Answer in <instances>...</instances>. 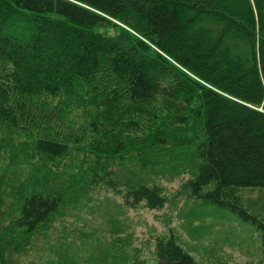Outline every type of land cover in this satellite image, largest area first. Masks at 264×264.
<instances>
[{"label": "trees", "instance_id": "16d2710c", "mask_svg": "<svg viewBox=\"0 0 264 264\" xmlns=\"http://www.w3.org/2000/svg\"><path fill=\"white\" fill-rule=\"evenodd\" d=\"M179 176L194 230L225 209L261 231L264 264V204H248L264 191V0H0V264H21L54 217L106 211L102 190L161 211L160 181ZM109 225L97 264H139ZM62 230L40 264L88 250L93 233L73 245ZM148 241L146 264H201L170 226Z\"/></svg>", "mask_w": 264, "mask_h": 264}, {"label": "rangeland", "instance_id": "374dc122", "mask_svg": "<svg viewBox=\"0 0 264 264\" xmlns=\"http://www.w3.org/2000/svg\"><path fill=\"white\" fill-rule=\"evenodd\" d=\"M22 164L24 171L20 168V172L23 179L29 182L28 173H30L31 166H35L36 160ZM181 181L182 176L170 182L160 181L165 187L169 201L165 208L158 212L145 209L125 211L121 208L119 199L111 191L102 190L96 196L104 201L106 211L89 208L79 214L75 211L67 212L64 216V224L54 217L49 224L51 226L41 234L39 239L32 243L25 253L19 254V262L40 264L41 261L50 259L52 255L48 250L49 246L57 243V236L63 232L62 228L65 227L67 244L73 242V245H79L74 230L93 233L86 245L88 250H78L71 254V258H75L77 264H97L100 261V251L108 246V241L111 239L108 230L110 228L109 217L112 216L124 226V231L120 236L125 242L131 244V247L127 248L131 262L138 261L139 264H146L151 256L148 237L170 226L175 230L183 245L201 264H256L261 258L258 247L261 231L248 222H241L239 217L229 211L212 206L198 212L203 220L195 222L207 227L200 236L197 230H194L196 228L194 224L197 223L188 222L186 217L193 209L190 199L185 194L174 195L180 190ZM13 194L14 190L3 193L2 208L13 202L15 198ZM248 204L251 213H261L260 206L256 207L254 204H264V191L254 189ZM110 261L113 262V260Z\"/></svg>", "mask_w": 264, "mask_h": 264}]
</instances>
